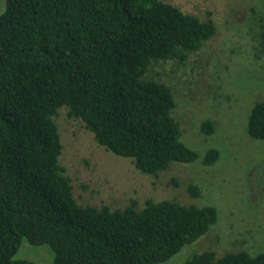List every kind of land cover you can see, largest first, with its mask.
I'll return each mask as SVG.
<instances>
[{"label": "trees", "instance_id": "obj_1", "mask_svg": "<svg viewBox=\"0 0 264 264\" xmlns=\"http://www.w3.org/2000/svg\"><path fill=\"white\" fill-rule=\"evenodd\" d=\"M264 8V0H262ZM264 48V19H260ZM215 33L161 0H5L0 13V264L22 242L47 245L51 264H158L204 235L215 207L147 199L122 208L79 205L58 159L54 118L62 108L94 141L135 169L157 175L198 153L181 141L171 89L153 77L161 62H183ZM156 75V74H155ZM209 135L213 123L203 120ZM247 135L264 141V101L249 110ZM208 148L200 165L217 162ZM196 197L198 189L189 185ZM181 264H264V252L212 251Z\"/></svg>", "mask_w": 264, "mask_h": 264}, {"label": "rangeland", "instance_id": "obj_2", "mask_svg": "<svg viewBox=\"0 0 264 264\" xmlns=\"http://www.w3.org/2000/svg\"><path fill=\"white\" fill-rule=\"evenodd\" d=\"M200 21L211 19L214 35L183 62L169 60L152 68L153 77L167 85L176 107L181 141L199 155L210 147L220 157L210 166L200 160L171 163L157 175L135 169L132 162L98 145L78 119L64 108L54 118L62 151L58 162L70 179L79 205L122 208L134 201L175 200L183 205L215 207L217 220L195 242L158 264H181L192 255L212 251L264 252V141L246 132L250 108L264 101V48L258 33L264 19L262 0H161ZM5 0H0V13ZM156 74V75H155ZM203 120L213 123L207 135ZM194 185L198 196L187 188ZM15 259L51 264L49 246L22 242Z\"/></svg>", "mask_w": 264, "mask_h": 264}]
</instances>
